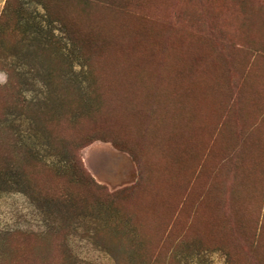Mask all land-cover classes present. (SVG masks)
Listing matches in <instances>:
<instances>
[{
    "label": "rangeland",
    "instance_id": "obj_1",
    "mask_svg": "<svg viewBox=\"0 0 264 264\" xmlns=\"http://www.w3.org/2000/svg\"><path fill=\"white\" fill-rule=\"evenodd\" d=\"M0 264H264V0H0Z\"/></svg>",
    "mask_w": 264,
    "mask_h": 264
},
{
    "label": "trees",
    "instance_id": "obj_2",
    "mask_svg": "<svg viewBox=\"0 0 264 264\" xmlns=\"http://www.w3.org/2000/svg\"><path fill=\"white\" fill-rule=\"evenodd\" d=\"M109 46V45H108ZM103 62H105L104 65H100L101 69H107V70H113L114 72L116 71V67H115V63H116V60L115 58H112L111 57V54H109V57H107L105 60H102ZM161 63L159 64V67H164L165 64H163V58L160 59ZM107 63V64H106ZM99 64H100V61H99ZM105 65H106V68H105ZM108 65H109V68H108ZM166 67V66H165ZM132 68V66H131ZM136 66L132 69H135ZM105 70V71H107ZM184 68L181 67V68H176V70H174V68L172 67V72H170L169 75L166 74V79H165V82L164 83H168L167 81H169L168 85L171 87L172 85V89H173V96H174V99H175V105L177 108L181 109V106H182V100L185 99V93H184V89L181 88V84H178L180 82H183L184 80V75H185V72H184ZM172 73H173V76H175V78L172 76ZM106 75V74H105ZM163 77V76H162ZM161 76H159L157 79L158 82H161L160 80L162 79ZM177 79V80H176ZM183 80V81H182ZM175 83L177 84V88H175ZM181 88V89H180Z\"/></svg>",
    "mask_w": 264,
    "mask_h": 264
},
{
    "label": "bare ground",
    "instance_id": "obj_3",
    "mask_svg": "<svg viewBox=\"0 0 264 264\" xmlns=\"http://www.w3.org/2000/svg\"><path fill=\"white\" fill-rule=\"evenodd\" d=\"M70 62V61H69ZM92 102V101H91ZM93 106V105H92ZM81 107V106H80ZM89 109V108H88ZM80 110V109H79ZM82 111V110H81ZM74 112H76V111H74ZM72 114V113H71ZM87 114V113H86ZM81 116V115H80ZM72 118V117H71ZM80 119V118H79ZM66 122V121H65ZM69 122H71V121H69ZM72 123H73V121H72Z\"/></svg>",
    "mask_w": 264,
    "mask_h": 264
}]
</instances>
